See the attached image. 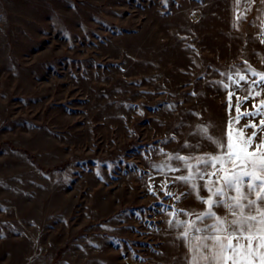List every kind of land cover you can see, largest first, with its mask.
<instances>
[{
  "label": "rangeland",
  "instance_id": "rangeland-1",
  "mask_svg": "<svg viewBox=\"0 0 264 264\" xmlns=\"http://www.w3.org/2000/svg\"><path fill=\"white\" fill-rule=\"evenodd\" d=\"M259 35L233 0H0V264H186L167 222L205 205L168 157L217 152Z\"/></svg>",
  "mask_w": 264,
  "mask_h": 264
},
{
  "label": "snow or ice",
  "instance_id": "snow-or-ice-1",
  "mask_svg": "<svg viewBox=\"0 0 264 264\" xmlns=\"http://www.w3.org/2000/svg\"><path fill=\"white\" fill-rule=\"evenodd\" d=\"M243 2L251 4L254 0H234L237 6ZM260 2L264 4V0ZM243 18L242 11L237 19ZM261 43H264V39ZM246 72L256 79L249 81L247 74L237 71L228 75V82L223 84L225 90L233 86L240 89L242 82L248 87L244 90L246 94L243 99L236 96V115L229 120L222 136L214 137L210 133V126L197 130L196 135L214 144L217 152L207 156L168 157L169 161H181L187 172L175 177L176 181L191 189L182 195H195L197 201L205 205V210L197 214L194 220L181 219L178 213L172 212L167 222L170 228L182 229L177 239L188 248L190 255L187 264H264V99L253 104L252 110L241 112L246 101L264 94V73L257 72L251 66ZM234 94V91H227L229 111L233 108ZM243 119H247L248 123L237 127ZM248 129L252 131L248 133ZM185 147L189 145L185 144ZM190 160L196 163H189ZM164 167L179 171V168L171 165ZM197 179L203 183L197 184ZM201 189L207 191V197L200 194ZM164 194L172 195L166 190ZM175 199L179 201L180 197ZM221 208L226 215L217 214L216 210ZM160 211L167 210L162 207ZM208 220L212 223H206ZM197 221L204 226H198Z\"/></svg>",
  "mask_w": 264,
  "mask_h": 264
},
{
  "label": "crops",
  "instance_id": "crops-1",
  "mask_svg": "<svg viewBox=\"0 0 264 264\" xmlns=\"http://www.w3.org/2000/svg\"><path fill=\"white\" fill-rule=\"evenodd\" d=\"M245 9L248 10L244 11ZM242 11L244 12V18L239 20L245 21L249 19L253 32H255L256 34L264 33V4H261L260 0H254V2L251 4L243 2L240 6H237L234 3V13L236 19L237 15H239ZM189 255L190 254L186 246V264Z\"/></svg>",
  "mask_w": 264,
  "mask_h": 264
},
{
  "label": "built area",
  "instance_id": "built-area-1",
  "mask_svg": "<svg viewBox=\"0 0 264 264\" xmlns=\"http://www.w3.org/2000/svg\"><path fill=\"white\" fill-rule=\"evenodd\" d=\"M259 39H260V41H261L262 39H264V35L260 34V35H259Z\"/></svg>",
  "mask_w": 264,
  "mask_h": 264
}]
</instances>
